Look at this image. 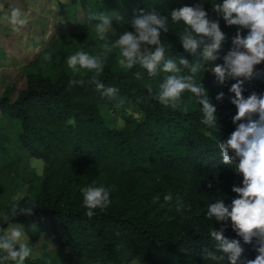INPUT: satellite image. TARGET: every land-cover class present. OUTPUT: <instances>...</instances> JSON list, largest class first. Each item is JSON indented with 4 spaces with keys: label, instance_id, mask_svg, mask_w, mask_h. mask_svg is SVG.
<instances>
[{
    "label": "trees",
    "instance_id": "trees-1",
    "mask_svg": "<svg viewBox=\"0 0 264 264\" xmlns=\"http://www.w3.org/2000/svg\"><path fill=\"white\" fill-rule=\"evenodd\" d=\"M47 1L53 11L46 5L34 25L41 31L45 15L61 18L77 2L87 6L86 0ZM221 2L89 0V6L117 12L128 21L140 9L155 7L162 14H169L173 8L202 3L210 18L219 19L228 37L217 53L215 66L223 64V52L226 55L232 48V37L237 32V26H227L213 11L212 6ZM10 3L12 0L3 2L0 20L10 15ZM34 21L29 24L32 32ZM112 23L118 33L131 30L128 23ZM86 25L77 23V28L82 32ZM184 27L182 22L170 21L169 32L161 34L162 42L170 49L168 56L177 61L182 57L203 63L199 53L192 56L182 48L179 34ZM241 34L246 35L247 30L242 29ZM0 57L3 58L1 50ZM113 58L110 53L97 78L106 87L119 90L115 99L103 96L94 84L88 83L92 76L89 72L74 77L62 69L53 75L28 71L20 87L4 84L0 91V115L13 126L19 154L40 160L42 168L31 194L17 200L21 207L34 202L37 208L33 215L10 218V222L0 219V234L20 227L30 247L39 237H45L51 247L48 249L41 242L40 246L47 260L28 257L25 264H158V249L169 254L175 264H215L204 258L203 250L215 251L216 242L209 232L221 225L214 218L207 219V204L224 199L230 205L237 198L231 189L242 186L243 179L233 165L222 162L218 149V141L226 139L236 127L232 123L236 109L231 103L235 94L229 91L236 80L229 77L223 85L218 84L208 70L209 61L196 74L216 108L217 135L211 136L201 123L202 106L191 93L183 95L179 107H165L148 92L149 86L154 90L158 87L163 73L150 77L142 72V78L137 80L133 73L139 69H113ZM183 74H189L188 70ZM70 79H83L85 83L70 86ZM242 89L245 97L252 92L264 93V62L256 66L254 76L244 81ZM221 92L223 98L217 100ZM120 99L132 103L142 118L126 117L120 128L108 127L99 112L100 106L122 105ZM209 183L211 188L207 187ZM92 184L114 190L110 205L103 211L96 210L89 218L85 215L81 189ZM169 194L173 199L166 201L164 197ZM180 201L185 208L178 211ZM13 202L3 205L2 211H8ZM224 236L239 240L243 248L241 260L255 258L256 241L245 243L232 230L230 221L226 222Z\"/></svg>",
    "mask_w": 264,
    "mask_h": 264
},
{
    "label": "clouds",
    "instance_id": "clouds-1",
    "mask_svg": "<svg viewBox=\"0 0 264 264\" xmlns=\"http://www.w3.org/2000/svg\"><path fill=\"white\" fill-rule=\"evenodd\" d=\"M212 9L227 26H237L231 41L233 46L223 57V64L215 65L211 72L220 85L229 77L236 80L229 89L235 94L231 103L236 109L232 117L236 127L226 139L218 141V149L222 162L233 165L234 171L243 179L242 186L232 187L237 198L230 205H226L224 199L207 204V219L214 218L221 227L210 230L209 236L216 242L215 251L205 248L203 256L215 264H224L225 261L227 264H264V94L252 92L247 97L242 94L244 81L250 80L256 66L264 62V0H222ZM87 19L86 27L93 30L100 41L111 42L103 43L101 51L95 54L80 49L69 55L66 63L74 77L81 70H86L92 73L88 83L94 84L103 96L117 98L119 90L106 87L97 77L103 73L108 55L118 49L120 68L125 71L139 69L133 73L137 80L142 78V72L150 77L164 74L155 90L148 87L152 99L175 109L181 105L183 95L191 93L196 103L202 106L201 123L208 129H217L216 108L210 103L207 91L201 80L196 79V74L204 69L207 61L218 59L217 53L228 37L222 31L219 19L210 18L202 3L173 8L169 14H162L155 7L140 9L128 21L114 11L90 13ZM8 20L16 31L28 23L26 15L18 7L11 9ZM113 20L118 25L128 23L131 30L118 33L113 27ZM170 21L173 24L183 23L185 27L179 34V42L192 56L199 53L203 63L199 60L189 62L182 57L177 61L168 56L170 49L162 42L161 34L169 32ZM242 29L247 30L246 35L241 34ZM43 59L50 61L52 54L45 53ZM185 69L189 74H183ZM84 83L83 79L69 80L70 86ZM223 95V92L219 93L216 99H222ZM119 103L123 104V99ZM212 186L211 183L207 185L208 188ZM113 190L103 184L83 187L85 215L91 218L96 210L106 209L111 203ZM164 199L171 201L173 197L169 194ZM36 208L34 202L21 207L18 201H14L8 211H0V219L10 222V218L31 216ZM184 208V203L180 201L177 210ZM228 221L245 243L256 241L258 247L254 259L245 257L241 260L243 248L239 240H229L224 236ZM28 241L25 232L17 226L0 234V264H25L32 254Z\"/></svg>",
    "mask_w": 264,
    "mask_h": 264
},
{
    "label": "rangeland",
    "instance_id": "rangeland-1",
    "mask_svg": "<svg viewBox=\"0 0 264 264\" xmlns=\"http://www.w3.org/2000/svg\"><path fill=\"white\" fill-rule=\"evenodd\" d=\"M5 1L7 0H0V10L3 9V2ZM10 5L11 9L14 7L20 8L26 15L28 23L19 31H16L8 20L9 15H4L0 20V50L4 58L2 60L3 58L0 57V91L4 84L13 85L15 88L23 85L24 75L28 71H39L46 75H53L62 69L72 73L66 63L69 55L80 49L95 54L101 51L100 46L103 43L111 42L100 41L96 33L88 27H85L82 32L77 28V23L88 24L87 18L90 13L103 10V7L91 8L89 0L85 1L87 6L83 7L77 2L75 6L69 7L61 18H54L56 14L45 15L42 20L45 22L43 31H41L40 27L38 28L34 25L38 23L36 18L44 12L46 5L50 12L53 11L47 0H12ZM42 6H44L43 9L41 8ZM33 19L35 21L33 22L34 31L32 32L29 24ZM73 31H75V34L71 33ZM43 50H45L44 53ZM45 53L52 54L50 61L43 59ZM112 54L114 58L111 61V67L118 69L120 68L118 64V49H114ZM223 55L225 56L224 52ZM33 59H37L34 64L31 63ZM214 63L215 61H209L208 70H211ZM86 72V70H81L80 74ZM255 93L258 95L264 94L262 92ZM99 112L105 125L115 128H120L126 117L136 120L142 118L140 111L130 102L112 107L101 105ZM206 133L211 136L217 135L216 131L210 128L206 129ZM41 168L42 162L40 160L30 158L24 153L19 154L14 140L13 126L0 115V211H2L3 205L8 201H17L31 194L37 179L41 175ZM40 242L45 243L48 249L51 247L45 237L41 236L36 242L31 244L32 254L29 258L38 257L43 258L42 260H47L41 254ZM156 261L158 264H175L170 255L162 249L157 250ZM9 264L13 263L9 262Z\"/></svg>",
    "mask_w": 264,
    "mask_h": 264
}]
</instances>
